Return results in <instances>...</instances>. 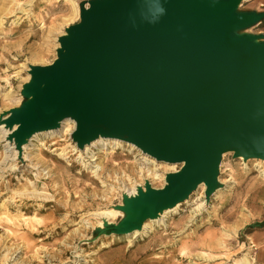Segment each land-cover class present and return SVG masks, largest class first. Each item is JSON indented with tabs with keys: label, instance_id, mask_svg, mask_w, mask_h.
<instances>
[{
	"label": "water",
	"instance_id": "water-1",
	"mask_svg": "<svg viewBox=\"0 0 264 264\" xmlns=\"http://www.w3.org/2000/svg\"><path fill=\"white\" fill-rule=\"evenodd\" d=\"M244 0H87L59 38L56 59L31 65L26 101L4 113L20 150L35 133L76 122L84 148L99 137L132 143L182 164L166 185L126 197L119 234L185 201L200 184H222L224 153L264 159V34L240 33L264 12ZM86 4H89L86 6ZM6 117V118H4Z\"/></svg>",
	"mask_w": 264,
	"mask_h": 264
},
{
	"label": "rangeland",
	"instance_id": "rangeland-1",
	"mask_svg": "<svg viewBox=\"0 0 264 264\" xmlns=\"http://www.w3.org/2000/svg\"><path fill=\"white\" fill-rule=\"evenodd\" d=\"M83 1L0 0V264H264L253 236L264 228L261 159L225 153L222 190L207 200L199 186L160 220L147 219L138 235L106 226L126 217L119 207L126 197L146 182L162 188L180 164L153 165L127 142L111 154V145L94 146L79 157L71 122L18 152L4 113L26 101L30 66L56 59L60 36L81 20ZM239 10L264 12V0H244ZM262 29L264 19L246 31ZM149 168L156 169L150 178Z\"/></svg>",
	"mask_w": 264,
	"mask_h": 264
},
{
	"label": "bare ground",
	"instance_id": "bare-ground-1",
	"mask_svg": "<svg viewBox=\"0 0 264 264\" xmlns=\"http://www.w3.org/2000/svg\"><path fill=\"white\" fill-rule=\"evenodd\" d=\"M75 5V4H74ZM89 4H86V6H88ZM76 7V6H75ZM19 9H20V11H24V9L22 8V6H19ZM4 10V9H3ZM15 12V11H14ZM79 12L81 13V9H80V7H79ZM80 16V15H79ZM247 30V28L246 29H243V30H241L240 31V33H244V32H248V31H246ZM249 33V32H248ZM69 122H71V123H73L74 125H75V129H76V122H75V120H73V119H71V118H67V119H64L63 121H61V123H60V126L58 127V128H54V129H49V130H45V131H40V132H37V133H35L32 137H30V138H28V140L26 141V143H24L23 145H22V147H21V149L19 150L17 147V150H18V152L19 151H22V150H24L25 148H26V146L32 141V140H34V139H37V138H39V136H46L47 134L49 135V136H52V135H54V134H56L57 132H59L60 130H61V128H62V126H64V125H68V123ZM17 129V125H15L12 129H9L10 130V134L12 133V132H14L15 130ZM74 129V130H75ZM74 130L73 131H71V133L70 134H72L73 132H74ZM122 142H124V141H122V140H120V139H116V138H106V137H99L98 139H96V140H94V141H92V142H90L89 144H87L84 148H79L78 146H77V144H75L74 145V147H75V149H76V151L78 152V154H79V157H81L82 155H84L85 153L86 154H89V152H90V150L94 147V146H98V148L100 149V147L101 146H103V148L107 145H111L110 146V148L112 149V150H110V154L113 152V151H115V149L117 148V146L118 145H120V144H122ZM13 143H14V145H16L17 146V143H16V141H13ZM42 144V143H41ZM127 144H129L130 146H133L134 148L136 147V145H134V144H132V143H127ZM107 148V147H106ZM141 150V149H140ZM142 151V150H141ZM64 152V151H63ZM65 153V152H64ZM145 156H146V159L148 160V162H151L153 165L155 164V163H158L159 165H161V164H166V165H169V166H175L176 165V163H167V162H162V161H158V160H156L154 157H152V156H150L149 154H147V153H144V152H142ZM63 154V153H62ZM91 154V153H90ZM225 154V153H224ZM43 155V154H42ZM64 155V154H63ZM66 155V154H65ZM92 156H94L93 154H92ZM20 157V156H19ZM43 157V156H42ZM85 157V156H84ZM40 158V157H39ZM239 158V157H238ZM242 158H244V157H241V159ZM43 160H44V158H42ZM258 159H261V160H263L264 161V159L263 158H258ZM81 160V159H80ZM244 160L246 161V160H248V159H245L244 158ZM7 161H8V159H7ZM45 161V160H44ZM82 164H83V167H85V168H88L89 166H88V163H86V162H82ZM157 164V165H158ZM181 166H182V164H180ZM100 166H101V164H100ZM97 167V169H99V166L97 165V166H95V168ZM132 168H133V166H131ZM158 167V166H157ZM157 167H156V169H157ZM142 169V168H141ZM156 169H152V168H149L148 169V176H149V178H150V176H152V175H154L155 174V171H156ZM181 169V168H180ZM179 169V170H180ZM100 170V169H99ZM102 170V169H101ZM133 170H134V168H133ZM179 170H177V171H179ZM176 171V172H177ZM93 172H95L94 170H93ZM262 172H263V174H264V169L262 170ZM141 173H143V172H141ZM144 174V173H143ZM142 174V175H143ZM158 175V174H157ZM147 178V177H146ZM154 178V177H153ZM219 181L221 182V180L219 179ZM151 183V185L153 186V184H152V182H150ZM221 184H222V186L221 187H219V188H217L216 189V191L218 192V191H220V190H222L223 188L222 187H224L223 186V183L221 182ZM166 185V182H165V184L163 185V187ZM6 187V186H5ZM154 187V186H153ZM200 187L201 188H203V191L204 192H206V189H207V186H206V184L205 183H202V184H200ZM140 188H142V187H139L135 192H133V193H131V195H130V197L129 198H133V197H135V196H138L139 194H140V192H139V190H140ZM4 189V184H0V191H2ZM143 190L144 191H146V188H143ZM129 196V195H128ZM206 199H207V197H206ZM187 200V199H186ZM208 200V199H207ZM206 203H208V201H206ZM178 205H179V203L177 204V205H175L174 207H171L170 209L168 208V209H165L164 211H162L159 215H158V217H156V218H149V220H155V221H157V220H160V218L163 216V214H165L166 212H167V210H174V209H176L177 207H178ZM111 212H107V213H105V215H109ZM149 224V223H148ZM147 223H143V226H142V228L141 229H137V231L135 232L136 234H141L142 232H145L144 230H146V229H148L147 227ZM149 226V225H148ZM133 232V231H132ZM139 232V233H138Z\"/></svg>",
	"mask_w": 264,
	"mask_h": 264
},
{
	"label": "crops",
	"instance_id": "crops-1",
	"mask_svg": "<svg viewBox=\"0 0 264 264\" xmlns=\"http://www.w3.org/2000/svg\"><path fill=\"white\" fill-rule=\"evenodd\" d=\"M263 33H264V29ZM253 236L257 240V242L260 244V248H262L259 252L260 260L264 262V228L257 230L253 233Z\"/></svg>",
	"mask_w": 264,
	"mask_h": 264
}]
</instances>
